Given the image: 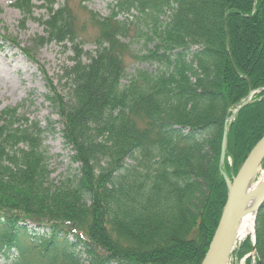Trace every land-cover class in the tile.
Here are the masks:
<instances>
[{
	"label": "trees",
	"instance_id": "16d2710c",
	"mask_svg": "<svg viewBox=\"0 0 264 264\" xmlns=\"http://www.w3.org/2000/svg\"><path fill=\"white\" fill-rule=\"evenodd\" d=\"M31 1L14 6L30 15ZM34 1L44 43L74 51L70 98L52 89L50 104L78 171L50 186L47 129L16 108L0 113V259L200 264L227 197L222 174L235 176L264 135V0H111L107 16L88 12L90 52L67 5ZM129 18L142 26L136 60L156 69L122 83ZM262 227L258 214L254 264H264Z\"/></svg>",
	"mask_w": 264,
	"mask_h": 264
},
{
	"label": "rangeland",
	"instance_id": "374dc122",
	"mask_svg": "<svg viewBox=\"0 0 264 264\" xmlns=\"http://www.w3.org/2000/svg\"><path fill=\"white\" fill-rule=\"evenodd\" d=\"M15 1L0 0V113L5 109L16 108L27 119L36 121L42 128L47 129L43 145L48 155V184L57 186L67 177L75 176L78 171V165L71 159L70 149L64 144L60 118L50 104L52 89L65 101L70 98L69 85L64 74L72 64L74 51L68 44L63 47L55 43H44L42 21L47 15L45 8L39 6L40 2L31 1L34 7H31L29 15L16 8ZM110 2L111 0H57L54 5V8L67 5L72 10L83 52L93 50L98 34L97 28L88 20V12L105 17L109 13L107 5ZM128 21L134 20L129 18ZM141 27L140 23L134 21L128 37L123 39L129 48L123 55L127 76L122 83L129 80L139 69L149 72L156 69L155 65L140 64L136 60L138 54L144 51V39L136 35ZM262 164L264 160L252 180L254 184L264 175ZM233 177L235 176L231 175L228 179ZM258 214L262 215L264 238L263 202L254 213L253 232L241 239H235L228 264H247V261L254 264L257 257L254 242ZM246 239L252 248L249 252L241 248ZM0 264H11V261L2 258Z\"/></svg>",
	"mask_w": 264,
	"mask_h": 264
},
{
	"label": "water",
	"instance_id": "95a60500",
	"mask_svg": "<svg viewBox=\"0 0 264 264\" xmlns=\"http://www.w3.org/2000/svg\"><path fill=\"white\" fill-rule=\"evenodd\" d=\"M253 94L254 91H251L247 100L237 107L233 114L246 105ZM226 142V132L224 131L220 144V166L224 163ZM263 160L264 135L250 150L235 177L229 180L222 174L227 187V197L213 236L200 264H228L229 254L236 239L237 222L246 213H255L264 202V182L257 184L252 192H247L248 183L255 177ZM251 198H255V203L253 207H248V202Z\"/></svg>",
	"mask_w": 264,
	"mask_h": 264
},
{
	"label": "bare ground",
	"instance_id": "6f19581e",
	"mask_svg": "<svg viewBox=\"0 0 264 264\" xmlns=\"http://www.w3.org/2000/svg\"><path fill=\"white\" fill-rule=\"evenodd\" d=\"M264 182V175L257 181V183H253V181H250L247 186V192L250 193L255 189V186L257 184ZM255 203V198H251L248 202V207H253ZM254 212H248L245 215H243L236 225V238L241 239L245 237L248 234H251L253 232L254 228Z\"/></svg>",
	"mask_w": 264,
	"mask_h": 264
}]
</instances>
